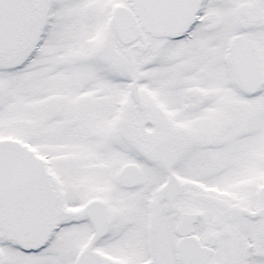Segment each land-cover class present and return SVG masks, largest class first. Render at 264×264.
<instances>
[{
    "label": "snow or ice",
    "instance_id": "6c2138e0",
    "mask_svg": "<svg viewBox=\"0 0 264 264\" xmlns=\"http://www.w3.org/2000/svg\"><path fill=\"white\" fill-rule=\"evenodd\" d=\"M0 264H264V0H0Z\"/></svg>",
    "mask_w": 264,
    "mask_h": 264
}]
</instances>
